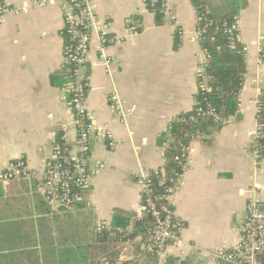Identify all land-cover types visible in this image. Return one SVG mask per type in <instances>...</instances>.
Listing matches in <instances>:
<instances>
[{
	"label": "crops",
	"instance_id": "0c3cea01",
	"mask_svg": "<svg viewBox=\"0 0 264 264\" xmlns=\"http://www.w3.org/2000/svg\"><path fill=\"white\" fill-rule=\"evenodd\" d=\"M3 1L18 7L31 2ZM200 1L213 16L236 13L246 73L236 114L190 144L187 170L173 200L183 224L179 244L168 249L173 264H212L214 253L238 244L248 202L256 199L264 206V158L255 162L253 150L264 91V0ZM92 5L108 37L123 42L108 48V66L98 58V34H92L87 106L95 132L90 160L92 169L97 162L104 169L93 173L84 201L71 211L47 205L41 178L59 136L71 158L79 157L63 53L68 6L54 0L45 8L8 16L0 26V171L24 160L38 175L0 184V264H59L62 250L79 245L90 249L92 261L102 258L95 227L115 218L132 222L142 217L138 176L163 167L162 138L177 117L196 106L197 72L205 58L201 44L191 41L198 34L192 0H165L162 26L155 24L146 0H92ZM132 25L139 26L138 34L130 33ZM177 28L185 32L182 40ZM113 94L123 103L124 122L115 115ZM108 134L117 144L114 149ZM145 244L137 238L109 245L107 253L117 256L116 264L143 260Z\"/></svg>",
	"mask_w": 264,
	"mask_h": 264
},
{
	"label": "built area",
	"instance_id": "2783aa9c",
	"mask_svg": "<svg viewBox=\"0 0 264 264\" xmlns=\"http://www.w3.org/2000/svg\"><path fill=\"white\" fill-rule=\"evenodd\" d=\"M68 6L64 16L63 53L65 56L68 70V89L72 94L68 101V111L75 120L77 129V144L79 157L72 159L70 150L67 156L59 157L54 153L53 159L48 163L47 169L42 178V188L47 205L54 211L63 208L74 209L81 204L86 196L87 191L91 188L93 173L104 169V164L97 162L96 169L91 168V141L95 132L87 106V96L89 91L90 66L89 59L92 50V34H98V58L106 65H111L108 56V48L112 44H122L123 40H116L107 35L106 26L101 25L93 10L92 0H64ZM54 0H31L28 6L18 7L9 6L3 0H0V26L6 18L11 15L26 14L33 7L45 8ZM156 0H151V6ZM165 5V4H164ZM178 27V23H175ZM131 34L139 33V26L132 25L129 27ZM237 31V25L234 23L228 33L232 36ZM177 37L182 40L185 32L177 28ZM194 43L202 44L201 33L191 38ZM264 51V46L262 47ZM245 51V49H244ZM201 55L205 62L199 65L197 72L198 90H207V77L205 64L210 59V55L202 48ZM111 102L116 117L124 122L125 114L123 104L117 95L111 96ZM206 116L216 117V111L211 106L206 110L198 108L197 113L191 117L192 121ZM258 131L255 134V140L258 138ZM109 147L114 149L117 144L114 142L112 135L108 134ZM67 145V144H66ZM166 149V147H165ZM189 150V149H188ZM186 163L183 166V172L179 182L187 170V153ZM255 162L262 160L257 149L254 150ZM73 162V164H72ZM161 170H154L148 174L138 176L137 183L141 188L142 197V216L148 213L154 223L152 235V244L149 251L153 252L161 263H165L168 258V249L171 246L179 244V225L174 223L176 218L174 210L167 208L158 209L152 200V177L160 176ZM38 175L31 171L24 160L11 162L7 168L0 171V184H5L17 180H31ZM178 186L170 187L164 196L167 202L173 206V200L177 194ZM262 204L252 199L246 207V219L241 230V236L238 244L232 250H219L211 256L212 264H264V211H261ZM109 228V224L100 223L98 228ZM128 230H132L129 227Z\"/></svg>",
	"mask_w": 264,
	"mask_h": 264
},
{
	"label": "trees",
	"instance_id": "16d2710c",
	"mask_svg": "<svg viewBox=\"0 0 264 264\" xmlns=\"http://www.w3.org/2000/svg\"><path fill=\"white\" fill-rule=\"evenodd\" d=\"M192 3L197 10L198 31L202 37L201 46L210 55V59L205 64L207 90L204 92L201 89L198 90L194 110L177 117L162 138V143L166 147L165 164L160 169L162 174L151 178L153 191L151 198L158 209L174 210L164 196L170 187L178 186L183 166L186 163V151L198 134L209 129L221 128L228 122L230 117L236 114L246 73L245 53L243 46L236 39L237 32H234L235 35L233 36L228 33L231 26L236 23V13L216 17L208 12L200 0H192ZM146 4L155 17V24L162 26L164 24L165 0H156L153 6H151V0H146ZM262 56L264 58V51ZM71 96L72 94L69 92L68 101ZM208 106L215 109L217 119L206 116L198 118L196 121L191 120V117L197 113L198 108L206 110ZM257 120L259 135L254 143L253 150L257 149L261 157L264 158V91L258 100ZM67 149L70 150V147L59 136L55 143L54 153H57L59 157L67 156ZM71 210L63 208L59 211ZM174 223L179 225V229L183 227V224L177 218H175ZM98 226L99 224H97L94 231V243L100 246L102 253L104 252L102 258L101 256L99 258L94 256L92 261L90 249L86 250L79 245L75 250H62L59 264H101V261H105L107 264H116L115 259L117 256L113 252V254L108 255L107 246L131 242L137 238H142L146 242L145 249L142 252V258L144 259L141 260V257H139L125 264H159L160 261L155 254L149 251L152 244L154 223L148 213H144L140 219L132 222L115 218L112 224H109V228L103 227L99 230ZM129 227H132V230H128ZM85 250L86 252H84ZM48 260L50 261V259ZM165 263L173 264L170 260H166Z\"/></svg>",
	"mask_w": 264,
	"mask_h": 264
},
{
	"label": "water",
	"instance_id": "95a60500",
	"mask_svg": "<svg viewBox=\"0 0 264 264\" xmlns=\"http://www.w3.org/2000/svg\"><path fill=\"white\" fill-rule=\"evenodd\" d=\"M261 211H262V212L264 211V206L261 207Z\"/></svg>",
	"mask_w": 264,
	"mask_h": 264
},
{
	"label": "rangeland",
	"instance_id": "374dc122",
	"mask_svg": "<svg viewBox=\"0 0 264 264\" xmlns=\"http://www.w3.org/2000/svg\"><path fill=\"white\" fill-rule=\"evenodd\" d=\"M113 95H117V94H113ZM121 103H122V101H121ZM123 104V103H122Z\"/></svg>",
	"mask_w": 264,
	"mask_h": 264
}]
</instances>
